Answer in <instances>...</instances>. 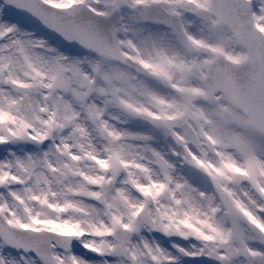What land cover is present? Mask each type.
<instances>
[{
  "label": "snow or ice",
  "instance_id": "snow-or-ice-1",
  "mask_svg": "<svg viewBox=\"0 0 264 264\" xmlns=\"http://www.w3.org/2000/svg\"><path fill=\"white\" fill-rule=\"evenodd\" d=\"M0 264H264V0H0Z\"/></svg>",
  "mask_w": 264,
  "mask_h": 264
}]
</instances>
